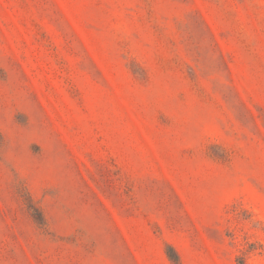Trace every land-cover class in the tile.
<instances>
[{
	"label": "rangeland",
	"instance_id": "374dc122",
	"mask_svg": "<svg viewBox=\"0 0 264 264\" xmlns=\"http://www.w3.org/2000/svg\"><path fill=\"white\" fill-rule=\"evenodd\" d=\"M0 264H264V0H0Z\"/></svg>",
	"mask_w": 264,
	"mask_h": 264
}]
</instances>
